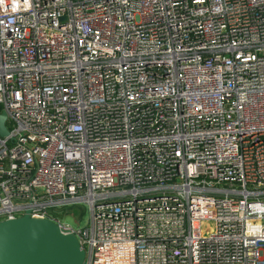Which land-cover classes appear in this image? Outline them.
Wrapping results in <instances>:
<instances>
[{
  "label": "built area",
  "instance_id": "2783aa9c",
  "mask_svg": "<svg viewBox=\"0 0 264 264\" xmlns=\"http://www.w3.org/2000/svg\"><path fill=\"white\" fill-rule=\"evenodd\" d=\"M0 112V222L87 264H264V0H0Z\"/></svg>",
  "mask_w": 264,
  "mask_h": 264
},
{
  "label": "water",
  "instance_id": "95a60500",
  "mask_svg": "<svg viewBox=\"0 0 264 264\" xmlns=\"http://www.w3.org/2000/svg\"><path fill=\"white\" fill-rule=\"evenodd\" d=\"M0 112V137H7ZM0 264H87L76 235L47 218L23 216L0 222Z\"/></svg>",
  "mask_w": 264,
  "mask_h": 264
},
{
  "label": "trees",
  "instance_id": "16d2710c",
  "mask_svg": "<svg viewBox=\"0 0 264 264\" xmlns=\"http://www.w3.org/2000/svg\"><path fill=\"white\" fill-rule=\"evenodd\" d=\"M80 205L81 204L65 206L60 208L59 211H51L49 217L55 220L62 221L63 219L65 220L66 217L74 218V216L77 214V211H80V220L86 215L85 206L84 208H80L82 207Z\"/></svg>",
  "mask_w": 264,
  "mask_h": 264
},
{
  "label": "rangeland",
  "instance_id": "374dc122",
  "mask_svg": "<svg viewBox=\"0 0 264 264\" xmlns=\"http://www.w3.org/2000/svg\"><path fill=\"white\" fill-rule=\"evenodd\" d=\"M80 206H82L80 208H84V205H80ZM85 210H86V215L83 218H81L80 220H79L80 211H77V214L74 216V218L66 217L65 220L63 219L61 222L64 224H68L73 228H76L78 226H84L88 223V221L90 219L89 208L85 207ZM57 211H59V209Z\"/></svg>",
  "mask_w": 264,
  "mask_h": 264
}]
</instances>
